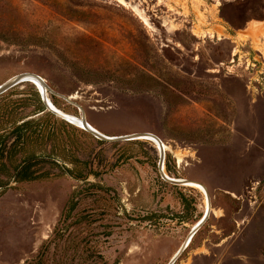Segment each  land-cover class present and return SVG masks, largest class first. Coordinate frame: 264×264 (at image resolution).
Listing matches in <instances>:
<instances>
[{
    "label": "rangeland",
    "instance_id": "374dc122",
    "mask_svg": "<svg viewBox=\"0 0 264 264\" xmlns=\"http://www.w3.org/2000/svg\"><path fill=\"white\" fill-rule=\"evenodd\" d=\"M23 72L77 123L156 135L168 176L203 183L213 210L181 250L202 189L164 179L152 139L106 141L52 111L60 165L78 156L86 178L11 181L0 264L56 233L43 264H264V0H0V84ZM35 90L14 86L0 113L45 116Z\"/></svg>",
    "mask_w": 264,
    "mask_h": 264
},
{
    "label": "trees",
    "instance_id": "16d2710c",
    "mask_svg": "<svg viewBox=\"0 0 264 264\" xmlns=\"http://www.w3.org/2000/svg\"><path fill=\"white\" fill-rule=\"evenodd\" d=\"M11 88L8 90H12L14 86ZM7 91L1 93L0 96ZM33 94L37 96V103L32 105L34 114L43 112L45 116L38 118H36L37 116L30 118L22 116V111L27 107L24 103L9 111L10 102L6 103V110L0 113V194L9 187L11 181L20 183L49 179L65 174L76 179L86 178V176L83 177V173L87 162H82L78 156L70 160L74 164V168H69L65 163L60 165V158L65 157V147L60 149L55 145V141L52 140L54 133L47 130V127H52L49 118H54L55 114L47 110L48 108L38 91L35 90ZM3 97L5 96L1 98ZM99 141L103 142V140ZM53 166L60 167L63 172L53 171ZM70 208L72 209V206ZM58 234L56 233L55 238ZM55 238L49 240L41 248L36 258L27 260L26 264H43L46 260L48 247L53 244Z\"/></svg>",
    "mask_w": 264,
    "mask_h": 264
},
{
    "label": "water",
    "instance_id": "95a60500",
    "mask_svg": "<svg viewBox=\"0 0 264 264\" xmlns=\"http://www.w3.org/2000/svg\"><path fill=\"white\" fill-rule=\"evenodd\" d=\"M25 81H32L34 82L38 88L40 89L44 102L47 106V108L55 113H57L58 115L64 117L65 119L69 120L72 123H75L79 126H81L82 128L86 129L87 131L91 132L92 134H94L97 138L106 140V141H119V140H134V139H141V138H145V137H154V139H157L160 141V139L152 134V133H133V134H129V135H123V136H108L105 135L103 133H101L100 131H98L97 129H95L94 127H92L86 120L85 115H83L81 117V124L77 123L76 121H73L71 118H69V116L65 113H63L62 111L58 110L54 104L51 102L50 98H49V94L48 91H50V87L47 85L45 79L43 77H41L38 74L35 73H31V72H23L20 73L18 75L13 76L12 78L8 79L7 81H5L4 83L0 84V94L7 91L8 89H10L13 86H16L22 82ZM66 99L71 100V97H66ZM78 118V117H76ZM153 139V138H152ZM162 141V140H161ZM160 149V160H159V171L162 175V177L164 179H166L167 181H170L172 183L176 182V183H180L183 185H189V183H199L203 188H204V194L206 195V201H207V205H206V212L204 214V216L201 218V220L194 226V228L192 229L189 237L187 238L184 246L182 247L181 250H183L190 242V240L192 239L193 235L195 234V232L198 230V228L207 220V218L209 217L210 213L212 212L213 208L210 202V196H209V192L207 187L196 180H188V179H184V180H178V179H173L171 177L168 176V174L165 171V154H166V150L164 149V145L163 143L160 144L159 146ZM190 186V185H189ZM181 250L176 254L175 258L180 254Z\"/></svg>",
    "mask_w": 264,
    "mask_h": 264
},
{
    "label": "bare ground",
    "instance_id": "6f19581e",
    "mask_svg": "<svg viewBox=\"0 0 264 264\" xmlns=\"http://www.w3.org/2000/svg\"><path fill=\"white\" fill-rule=\"evenodd\" d=\"M81 122H82V121H79L78 123L81 124ZM91 126H92V125H91ZM92 127H93V126H92ZM145 138H149V139H152V138H153L152 140L155 141L156 144H157L158 146H160V144L163 143V145H164V149H166V144H165L163 141H161V140L159 141V140H157V139H154V137H145ZM189 185H190V186H197V187H199L200 189H202L203 192H205V191H204V188H203L199 183H189ZM196 224H197V223H196ZM184 243H185V242H184ZM177 253H178V252H177ZM180 253H181V252H180Z\"/></svg>",
    "mask_w": 264,
    "mask_h": 264
}]
</instances>
